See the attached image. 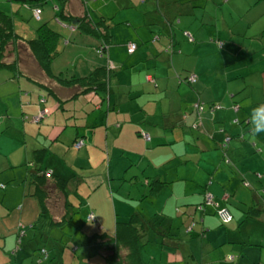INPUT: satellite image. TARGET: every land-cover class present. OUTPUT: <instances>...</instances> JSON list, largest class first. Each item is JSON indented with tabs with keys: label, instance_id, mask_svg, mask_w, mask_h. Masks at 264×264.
Returning <instances> with one entry per match:
<instances>
[{
	"label": "crops",
	"instance_id": "obj_1",
	"mask_svg": "<svg viewBox=\"0 0 264 264\" xmlns=\"http://www.w3.org/2000/svg\"><path fill=\"white\" fill-rule=\"evenodd\" d=\"M208 1L70 0L72 14L86 9L94 20L109 18L114 43L98 53L97 39L80 38L63 22L70 36L63 49L72 45L74 63L83 64L69 74L55 59L52 69L82 76L110 63L116 70L105 93L73 97L43 73L13 78L0 69V264H114L93 252L86 237L114 231L117 221L133 213L151 221L143 227L140 247L146 264H218L228 256L220 244L238 243L251 238L255 227L264 228V133L246 135L251 107L264 103V21L257 33L262 44L255 46L249 39L255 25L247 17L259 0H211V7ZM6 5L0 9L15 18V3ZM158 32L160 39L153 41ZM129 43L137 45L132 53ZM27 67L36 64L30 59ZM190 73L198 77L194 84L186 81ZM198 99L222 107L198 114ZM40 113L39 123L31 120ZM78 138L84 140L79 148ZM38 148H45L41 166L68 180L70 225L78 229L72 234L66 226L41 229L36 223L40 200L28 193L27 181ZM155 179L163 183L151 192ZM206 190L218 206L200 207ZM219 205L233 214L227 224L218 216ZM49 207L65 213L58 201L50 200ZM245 223L249 231L240 230Z\"/></svg>",
	"mask_w": 264,
	"mask_h": 264
},
{
	"label": "trees",
	"instance_id": "obj_2",
	"mask_svg": "<svg viewBox=\"0 0 264 264\" xmlns=\"http://www.w3.org/2000/svg\"><path fill=\"white\" fill-rule=\"evenodd\" d=\"M11 3L28 5L35 8L41 7L39 5L46 3L47 1L56 2L58 14L56 17L63 22L69 24L70 28L73 31H78L85 35L94 37L98 40V45L96 51L98 53H104L107 51L108 47L114 43V36L111 32L112 22L109 18L105 16H100L97 20H94L86 9L79 14L75 15L70 12L69 3L70 0H9ZM86 8V7H85ZM42 11V10H41ZM35 17V16H34ZM41 17V12H40ZM36 18V17H35ZM40 19V18H39ZM38 19V20H39ZM17 22L12 15L4 12L0 9V69H7L13 74V78H18L19 75L29 76L30 72L43 73V75L49 79L56 80L61 86L67 87L70 89L73 97L79 93H86L90 90L95 92L103 91L108 92L110 81L114 76L116 68L114 65L107 63L106 65L97 66L92 69L88 74L82 76H64V74H56L52 69V62L63 50L64 43L63 38H65L60 31L53 29L47 23H43L37 29V36L33 38H27L21 35L17 30ZM174 24V22H173ZM164 30V29H163ZM166 31V30H165ZM186 35L188 34L187 30H183ZM173 27L170 23L168 35L172 37ZM161 32H158L154 35L153 41L160 39ZM190 36V35H189ZM191 40V39H190ZM220 42L219 47L223 48V42ZM130 44L127 45L128 53H132L135 48L130 51ZM172 43L167 45V50L171 49ZM25 55L29 56L36 64L34 69H30L26 66ZM10 59V60H8ZM23 65V66H22ZM27 74V75H26ZM191 74L186 76V81L190 84L197 82H191L189 77ZM196 75V74H195ZM197 76V75H196ZM145 79L157 85L155 76L151 74H146ZM222 106L217 102H204L200 99L193 103V110L198 114L205 111H213L215 109H220ZM239 105L234 104L233 108L238 109ZM206 108V109H205ZM36 116V115H35ZM34 116H32L33 118ZM201 117V116H200ZM198 116V119L200 118ZM31 118V120H32ZM40 122V121H39ZM37 122V123H39ZM220 132L223 133V129H220ZM146 141L151 139L149 132L145 130H140L139 133ZM145 134L150 136V139L144 137ZM245 135L242 134L240 138L243 139ZM250 136V135H249ZM231 136L229 134L224 135L221 141L220 146L223 149H226V146L230 140ZM82 140V144L77 146V142ZM84 144L83 138H78L74 142V146L79 148ZM45 153V148H38L33 151V156L31 160V165L29 166V177L27 181V189L32 190L34 195H37L40 200V213L39 218L36 223H40L41 229L56 226L59 229H62L64 226L67 227L68 223L70 225L71 215L69 211V204L66 198L67 194V185L68 180L60 177L54 176L53 172L46 169L44 166H41L43 162ZM34 165V166H33ZM159 181V186L162 185V181L155 179L151 183V192L157 191L159 186L156 187V183ZM249 184L248 182H244ZM213 193L209 190L204 192ZM227 195V194H225ZM214 201L215 197L213 195ZM228 198V195H227ZM224 199V197H223ZM51 201H58L61 206H64L65 213L63 215H58L57 211L52 210L49 207ZM226 200V199H224ZM200 207L203 208L204 204H200ZM220 208H228L227 206H220ZM230 211V209H229ZM231 213V220L233 214ZM219 216V215H218ZM93 216H90V218ZM220 218V216H219ZM221 220V218H220ZM221 222L223 224L229 223ZM68 222V223H67ZM67 224V225H66ZM196 222H193L188 229V232L195 226ZM151 226V221L147 218L145 219L139 213H133L127 221H117L114 231L109 232L106 230H101L100 232H95L91 235H87L86 241L88 246L92 249L93 252L99 253L104 256L108 261L114 264H146L142 258L141 254V244H142V231L143 227ZM36 226V224H35ZM65 229V228H64ZM78 229L73 227L72 232L77 231ZM44 233V231L42 230ZM66 231L64 230V233ZM68 233V232H67ZM41 252L44 255H47V251L42 249ZM236 257L234 255L227 256L225 262H234Z\"/></svg>",
	"mask_w": 264,
	"mask_h": 264
},
{
	"label": "rangeland",
	"instance_id": "obj_3",
	"mask_svg": "<svg viewBox=\"0 0 264 264\" xmlns=\"http://www.w3.org/2000/svg\"><path fill=\"white\" fill-rule=\"evenodd\" d=\"M9 3L10 2L8 0H0V5L3 4L7 7L6 4H9ZM208 4L210 7L213 5L211 0L208 1ZM262 4H264V0H259L258 6L250 8L249 12L247 13V17L250 19V21H252L251 24L255 25L251 29L252 31H250V32H252V33L249 37V39L251 38L252 40L256 41L255 46H261V44H262L261 38L258 37V35H257V33L261 30L260 25L264 21V18L259 15V14H262V9L260 7ZM39 6L42 9V20H38L34 17V9L33 8H30V7H28L26 5H22V4L20 6L15 4V8L19 9V14H17V16L14 15V17H15L14 19H16V22H17V24H16L17 29L19 32L20 31L22 33L26 32V34H22L21 32H20V34L27 37V38L36 37L37 36V29L39 28V26L42 25L43 23H47L53 29L58 30V31H60V33H62V35L65 37V38H63V41H66V39H70V36H68V33H66V31H67L66 27H64V28L61 27V24H63V23H62V21H60L56 17V15L58 14V11H59L57 9L56 4L52 1H47L46 3H43ZM226 7H229V5H227ZM210 14L213 15L212 17L211 16L210 17L213 18L214 17L213 12H210ZM218 17H219V15H218ZM75 34L77 36H79L80 38L81 37L87 38L85 34L80 33L78 31H76ZM254 34L257 35L256 36V37H258L257 39L254 38V36H253ZM65 44H66V42H65ZM71 46L72 45L68 46L67 49L64 48L65 50L63 49V51H62L63 53L61 52L55 58L56 60H58V62H60L59 65L62 66L63 71H68L65 69H69V74H71L70 69L71 70L76 69L77 67L79 69V66L83 64V61H79L77 65L74 63L75 61H77V59H76L77 57L73 56V52L76 51L77 49H75ZM82 48L83 47H81V49ZM92 51L96 55L95 49L93 47H92ZM24 56H25V62L24 63H26V66H28L30 64L31 58L25 54H24ZM55 59H53V62ZM8 60H10V59H8ZM55 62H57V61H55ZM87 71H88V69H87ZM6 72L8 73L11 71L6 69L5 74H7ZM66 73H68V72H65L64 76L66 75ZM12 74L10 76H12ZM7 79H9V78H7ZM9 80H11V79H9ZM203 204H204V201H203ZM77 216H78V214L76 215V218H77ZM53 228H54V230L57 229V227H55V226H53ZM67 229H68L67 232L69 234L73 233L72 232V230H73L72 225L68 224ZM64 230H62V231H64ZM240 230L241 231H243V230L249 231L247 223H245L242 226V229H240ZM263 237H264V228H263V226H260V227H255L253 229V234H251V238H249V239L246 237L242 241L239 240L238 243H233L231 241L223 242V244H220V246L218 247L219 250L221 252L228 253V256H231V255L236 256V258H235L236 260H234V262L230 263V262H225L223 259V260H220V262L218 264H264V247L262 248L260 246L261 244L259 242V241H262L261 239ZM262 243L264 244V242H262ZM70 250L73 252L72 249H70ZM225 251H227V252H225ZM217 253H218V250L214 251L213 252L214 256H217ZM66 261L70 262L71 260L69 259V257H67Z\"/></svg>",
	"mask_w": 264,
	"mask_h": 264
},
{
	"label": "built area",
	"instance_id": "obj_4",
	"mask_svg": "<svg viewBox=\"0 0 264 264\" xmlns=\"http://www.w3.org/2000/svg\"><path fill=\"white\" fill-rule=\"evenodd\" d=\"M40 12H41V10L39 8L34 9V16L36 17V19L40 18ZM134 48H135V44H130L129 50L132 51ZM189 80L191 82H195L197 80V76L195 74H191L189 77ZM42 115L43 114L40 113L39 115L34 116L32 118V120L34 122H39L41 120ZM144 137L146 139H150V136L148 134H145ZM81 144H82V140L77 142V146H80ZM223 197H224V199H227V195H224ZM204 205H216V206H218V203H216L214 201L213 195L211 193H206L204 195ZM217 212H218V215L220 216V218L223 222H228L229 220H231L232 216H231V213H230L228 208H226V207L219 208L217 210Z\"/></svg>",
	"mask_w": 264,
	"mask_h": 264
},
{
	"label": "clouds",
	"instance_id": "obj_5",
	"mask_svg": "<svg viewBox=\"0 0 264 264\" xmlns=\"http://www.w3.org/2000/svg\"><path fill=\"white\" fill-rule=\"evenodd\" d=\"M247 104L250 105L251 102H247ZM249 123L251 127L248 129L246 135L254 137L264 133V103H259L251 107Z\"/></svg>",
	"mask_w": 264,
	"mask_h": 264
}]
</instances>
